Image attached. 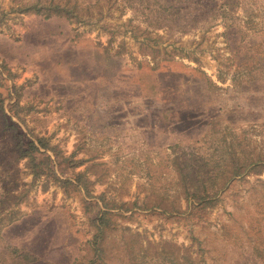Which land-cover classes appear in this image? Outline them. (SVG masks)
I'll use <instances>...</instances> for the list:
<instances>
[{
	"label": "rangeland",
	"instance_id": "374dc122",
	"mask_svg": "<svg viewBox=\"0 0 264 264\" xmlns=\"http://www.w3.org/2000/svg\"><path fill=\"white\" fill-rule=\"evenodd\" d=\"M0 101V264H264V0H0Z\"/></svg>",
	"mask_w": 264,
	"mask_h": 264
},
{
	"label": "trees",
	"instance_id": "16d2710c",
	"mask_svg": "<svg viewBox=\"0 0 264 264\" xmlns=\"http://www.w3.org/2000/svg\"><path fill=\"white\" fill-rule=\"evenodd\" d=\"M32 8V7H31ZM31 8H28L30 10ZM35 13L36 14H42L44 12L48 13L46 18H50L52 16H60L61 14L66 13L67 15L71 14L72 11L68 8L64 7L62 8L59 5L50 6L47 9H43L39 6H34ZM3 103L2 101H0ZM2 108V106H0ZM4 113V112H3ZM4 127L7 131L11 132L13 135V138L16 141L15 148L17 149V153L20 155L21 159L28 160V166L31 169V173L33 175V178L35 180L41 179L47 174L49 177H54L55 181L58 182L63 188L65 187L66 191H70L69 189L75 188L78 189L80 186V183H83L84 181V172L76 173L75 175V181L72 179H61L56 175V171L54 170V161L50 155H47L46 152L41 151V149L45 150H54L50 146V141L47 138H38L37 140H32L30 138H27L26 135L22 132L19 125L14 122L10 117L7 115H4ZM56 153V152H55ZM73 161L72 158L62 157L60 163L62 162H71ZM75 165H73V168H75ZM52 177V178H53ZM203 183V182H202ZM201 185V184H200ZM203 185V184H202ZM192 193V197L194 199H198L197 203L199 206H203L205 208L206 206V189L205 185L202 187H199L198 192L195 190ZM199 193V194H198ZM193 203V202H192ZM100 214L96 216L93 219L94 227L97 229V233L94 236V242H93V249H95V255H97V252H100L101 247L98 246V240L101 239L103 234L105 233V230L112 227V220L109 217L111 215L108 210L100 211ZM18 219V218H17ZM17 219H10V224L15 222ZM256 252L262 256L264 255V251L262 252L259 250L258 247H256ZM17 253V252H16ZM23 259L29 262H35V258L31 254H24ZM31 260V261H30ZM99 259L91 258L88 264H99Z\"/></svg>",
	"mask_w": 264,
	"mask_h": 264
}]
</instances>
